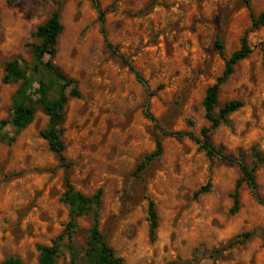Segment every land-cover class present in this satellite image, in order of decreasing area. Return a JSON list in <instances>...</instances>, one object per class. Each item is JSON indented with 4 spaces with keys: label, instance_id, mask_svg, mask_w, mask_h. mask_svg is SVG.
Returning a JSON list of instances; mask_svg holds the SVG:
<instances>
[{
    "label": "rangeland",
    "instance_id": "1",
    "mask_svg": "<svg viewBox=\"0 0 264 264\" xmlns=\"http://www.w3.org/2000/svg\"><path fill=\"white\" fill-rule=\"evenodd\" d=\"M56 10L64 31L55 64L80 97L65 111L63 161L41 137V107L26 129L8 123L0 133L15 138L0 140V264H37L39 248L66 231L67 182L86 196L102 190L100 229L127 264H264V166L254 173L261 203L243 182L231 213L238 161L251 169L264 158V26L251 30L264 0H0V123L20 87L3 82L5 67L18 60L30 73L33 35ZM244 36L252 53L221 87L216 112L243 106L208 134L227 159L208 157L197 143L210 127L203 101ZM158 143L162 155L139 173ZM77 226L80 252L91 218ZM71 262L65 249L57 264Z\"/></svg>",
    "mask_w": 264,
    "mask_h": 264
},
{
    "label": "trees",
    "instance_id": "2",
    "mask_svg": "<svg viewBox=\"0 0 264 264\" xmlns=\"http://www.w3.org/2000/svg\"><path fill=\"white\" fill-rule=\"evenodd\" d=\"M248 7L250 0H244ZM96 6H98L97 2ZM100 19L104 21V14L100 13ZM264 26V12L258 16H253L252 31L258 30ZM64 28L60 21V13L54 11L51 17L41 26H39L33 37L36 40L32 47L33 67L30 73L24 69L18 60H14L5 67L3 82L10 84L19 82L20 87L17 90L12 101V117L10 122L3 121L0 123V133L11 124L17 131L26 129L34 120L38 107L42 108L43 113L48 118V125L42 131L41 137L47 142L50 150L63 159V153L66 149L63 141L65 111L70 99H78L80 93L77 83L73 78L68 77L55 64L58 52V44ZM108 47L111 48L110 45ZM217 48L223 56V46L217 42ZM252 53V49L248 44L247 36L241 41V47L234 52L225 62V70L223 75L216 81L214 85L208 88L203 101L205 118L210 124L208 129L202 131L204 140L198 141V145L202 148L208 157L222 156L221 151L209 142L208 134L225 124L228 118L239 111L243 104L241 102H230L226 104L219 112H216L221 87L233 75L235 67L242 61L246 60ZM171 136L180 139L182 134H172ZM0 140L7 141L12 144L15 138H7L1 136ZM163 153L161 143L157 144V149L150 155H147L143 162L139 165L137 171L143 172L144 169L159 158ZM242 173V179L239 180L234 193V206L231 210L232 214H236L240 208L239 190L243 182L247 183L258 201L261 203L257 195V184L255 180V171L264 166V158L256 155V164L253 168H249L245 161H238ZM207 188L201 189L197 195L206 191ZM103 192L99 190L92 196H86L77 191L75 187L67 182V190L62 196V203L67 206L70 214V222L66 231L58 237L50 246H42L39 248L40 257L37 264H57L60 256L65 249H69L72 255L71 264H127L125 260L118 257L115 251L109 246L104 234L100 229V211L102 206ZM148 216L150 223V236L155 238L158 229V215L155 204L150 201L148 206ZM82 217H89L92 226L89 230V237L86 247L78 251L74 246V235L77 229V220ZM3 264H25L19 258L6 259Z\"/></svg>",
    "mask_w": 264,
    "mask_h": 264
}]
</instances>
